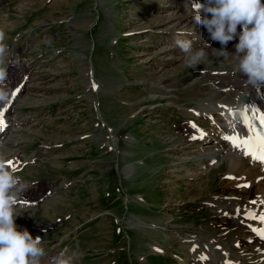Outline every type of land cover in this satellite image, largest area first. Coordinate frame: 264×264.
Returning <instances> with one entry per match:
<instances>
[{"label": "rangeland", "instance_id": "1", "mask_svg": "<svg viewBox=\"0 0 264 264\" xmlns=\"http://www.w3.org/2000/svg\"><path fill=\"white\" fill-rule=\"evenodd\" d=\"M179 8L189 10L186 0H0L8 54L0 90L9 98L21 79L14 62L27 66V85L11 110L14 118L29 120L16 121L21 125L10 133V112L0 155L33 157L32 166L18 164L15 172L44 196L17 207L15 223L33 238L40 235L42 264L65 248L78 253L74 264H187L193 245L186 246L181 235L204 241L206 230L228 234L208 204L211 198L252 196L232 190L222 179L226 166L195 157L197 145L182 135L181 128L190 126L186 120L202 128L206 123L188 116L197 112L181 110L219 108L227 96L207 78L225 73L200 68L230 66L217 58L196 68L171 60L181 50L172 44L174 22L164 17ZM196 34L182 39L193 45L204 38V32ZM155 80L171 87L167 98L146 88ZM180 143L185 153L170 152L180 151ZM182 161L187 165L178 166ZM197 165L205 174L188 180ZM226 226L227 236L236 238L238 226L231 220ZM238 238L244 243L242 233Z\"/></svg>", "mask_w": 264, "mask_h": 264}, {"label": "bare ground", "instance_id": "2", "mask_svg": "<svg viewBox=\"0 0 264 264\" xmlns=\"http://www.w3.org/2000/svg\"><path fill=\"white\" fill-rule=\"evenodd\" d=\"M172 3H175V1ZM186 3L189 8L188 11L185 12L179 8L180 11L178 9V13L172 16L164 17L166 18L167 23L171 21L174 22V27L176 28H172L175 30V38H173L172 44H175V39L178 33H185L186 35L188 33H192V35H195L197 32L202 31L206 36H203L204 38L201 37V39L192 45L194 50L203 48L206 44L211 45V47L204 49L206 56L201 64L212 63L213 59L217 58L220 61V65L225 63L229 65L230 68H220V71H210L205 68H200L203 69L200 71L205 70L209 72L225 73V75L208 74L207 78L210 83H213L218 88L224 90L227 96L221 99L224 104H221L219 108H216L218 106V104H216L212 109H208L206 107L205 110L199 109L200 111L187 109L181 110L184 115L188 112H197L194 116H191V114H188V116L201 119V123H206L205 128L199 127V129H196L190 120L185 121L184 123L190 126L184 125L181 128V132H183V134H181L188 136L192 145H194L193 142L197 145V150L194 154L195 157H200L207 163V165H210L211 162H217L218 165H213V167H217L218 169L226 166L227 171L223 174L222 179L228 178V180L231 181H228V186L232 187V190H235L239 194L242 192H252V196L250 195L251 197L239 198L240 200L236 199V195H232L233 198L231 199H226L223 196H213L211 198L208 204L211 203V209L219 216V218L223 219V221H221V225H223L222 232L228 231L227 235L231 233V230H227L230 228L226 226L230 220L238 226L240 232H238L235 238L227 235H214L206 230L208 233L202 234L204 241H197L194 236L189 235L191 239H184L185 241L192 242L193 245L189 248V258L191 260L189 264H264V239H262L258 234L259 230H264V222L260 219V217L264 216V175L260 171L261 166L254 159H252L251 155H245L242 147H233L231 142L223 138L224 136H234L236 134H238L241 139L248 138L250 132L249 128L245 125V117L248 118L252 128L264 131V129H261V116L264 115V88L252 89L248 87L245 84L244 79L239 74L234 72L233 66L235 64V60L233 52H235L234 45L238 43V39L230 41L227 45V51L229 53L221 56V53L219 52L221 45L219 42L211 41L207 30L203 26L196 25L194 23L193 17L195 15L194 10L196 5L198 3H204V0H186ZM173 8L176 10V8H178L177 4ZM185 29H191L192 31ZM240 30L241 29L238 26V32ZM171 60L178 62L181 67L186 65L185 55L182 51ZM199 76L196 75L193 77L195 83L199 79ZM157 80H155L156 82L153 81L154 83L152 84L147 83L145 85L146 88H149L150 90L154 89L151 91L154 96L158 95L160 98H167L172 90L170 89L171 87L169 85H164L162 82ZM173 80H170V84ZM16 89L17 84H15L11 93ZM224 91L218 90V93L221 94L224 93ZM199 92L208 93L210 97L214 95V93L209 90H200ZM16 96L13 98L12 93L6 101L0 102V109H7V111L3 113V122L7 120V117L11 118L10 105L12 101L16 99ZM201 96L202 95L199 94V97ZM240 96L245 97L244 102H241L239 99ZM222 121L227 124L223 125ZM1 126L0 136L7 131V126L4 123ZM128 140L126 143L129 144L131 139ZM180 146L181 148L178 149L180 151H177L175 148L170 149V152H177V154H179L184 151L183 153H185V143H180ZM211 146L213 147L211 148ZM184 164L187 165L185 161H182V163L178 164V166ZM249 164H251L252 167H250ZM199 165L196 166L198 169H195V173L190 177H187L188 180L189 178L192 180L205 174L203 173L204 171L201 170L202 167ZM243 183H247V188L240 186ZM202 193L203 192H201L200 195ZM240 195L242 196V194ZM197 196H199V194ZM27 202L28 201L26 200L23 202L21 197L18 206H23ZM211 226H216L214 228H218L217 224L214 222ZM240 233H242L244 237V243H242L241 239L238 238ZM229 238L232 239V246L228 243ZM236 246H238L239 250L234 252V250H237Z\"/></svg>", "mask_w": 264, "mask_h": 264}, {"label": "clouds", "instance_id": "3", "mask_svg": "<svg viewBox=\"0 0 264 264\" xmlns=\"http://www.w3.org/2000/svg\"><path fill=\"white\" fill-rule=\"evenodd\" d=\"M194 11V23L206 28L211 41L219 42L221 56L229 53L228 43L238 39L233 52L234 72L248 87L264 88V0H204ZM184 35L178 33L175 44L184 53L186 66L196 68L205 58L204 49L210 44L194 50L191 40L181 38ZM3 39L4 34L0 33V88L7 78L4 67L7 47ZM7 99L8 92L0 90V102ZM28 187L0 155V264H42L46 257L41 237L33 238L27 229L21 230L15 223L20 216L16 208ZM77 257L78 253H70L65 248L51 257L50 264H74Z\"/></svg>", "mask_w": 264, "mask_h": 264}, {"label": "snow or ice", "instance_id": "4", "mask_svg": "<svg viewBox=\"0 0 264 264\" xmlns=\"http://www.w3.org/2000/svg\"><path fill=\"white\" fill-rule=\"evenodd\" d=\"M19 92V87L13 92V98ZM7 109H0V125H3V113ZM245 125L249 128L250 135L248 138L241 139L238 134L234 136H224L223 138L232 143L233 147L243 148L245 155H251L253 159H259L264 163V131L257 130L251 127L247 117H245ZM261 129H264V115L261 116ZM253 140L255 141V147L253 148ZM11 163V162H9ZM264 222V216L260 217ZM258 234L264 239V230H259Z\"/></svg>", "mask_w": 264, "mask_h": 264}]
</instances>
